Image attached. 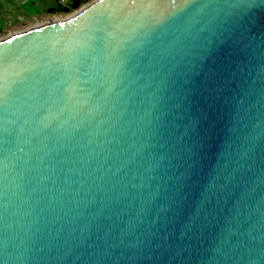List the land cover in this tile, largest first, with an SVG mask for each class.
I'll list each match as a JSON object with an SVG mask.
<instances>
[{"label":"water","instance_id":"water-1","mask_svg":"<svg viewBox=\"0 0 264 264\" xmlns=\"http://www.w3.org/2000/svg\"><path fill=\"white\" fill-rule=\"evenodd\" d=\"M0 264H264V0L0 39Z\"/></svg>","mask_w":264,"mask_h":264},{"label":"rangeland","instance_id":"rangeland-1","mask_svg":"<svg viewBox=\"0 0 264 264\" xmlns=\"http://www.w3.org/2000/svg\"><path fill=\"white\" fill-rule=\"evenodd\" d=\"M95 0H77L75 7H64L70 0H0V39L42 23L65 19Z\"/></svg>","mask_w":264,"mask_h":264},{"label":"flooded vegetation","instance_id":"flooded-vegetation-1","mask_svg":"<svg viewBox=\"0 0 264 264\" xmlns=\"http://www.w3.org/2000/svg\"><path fill=\"white\" fill-rule=\"evenodd\" d=\"M77 3V0H70V2L64 7V10L68 9L69 7H75Z\"/></svg>","mask_w":264,"mask_h":264},{"label":"bare ground","instance_id":"bare-ground-1","mask_svg":"<svg viewBox=\"0 0 264 264\" xmlns=\"http://www.w3.org/2000/svg\"><path fill=\"white\" fill-rule=\"evenodd\" d=\"M54 22V21H53Z\"/></svg>","mask_w":264,"mask_h":264},{"label":"crops","instance_id":"crops-1","mask_svg":"<svg viewBox=\"0 0 264 264\" xmlns=\"http://www.w3.org/2000/svg\"><path fill=\"white\" fill-rule=\"evenodd\" d=\"M1 7V6H0Z\"/></svg>","mask_w":264,"mask_h":264}]
</instances>
